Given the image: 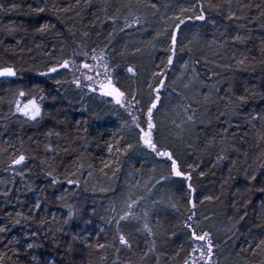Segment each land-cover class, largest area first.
<instances>
[{"label":"trees","instance_id":"16d2710c","mask_svg":"<svg viewBox=\"0 0 264 264\" xmlns=\"http://www.w3.org/2000/svg\"><path fill=\"white\" fill-rule=\"evenodd\" d=\"M54 2L71 10L38 14L33 9L44 7L45 0H0V65L22 68L16 84L9 86L0 79V227H7L0 232V264H184L185 259L191 264V233L186 223L198 232H211L214 264H264V252L252 251L264 238V195L256 191L264 186L260 168L264 156L256 147L264 121L255 126L247 122L250 114H264V0H231V11L240 17L231 20L226 0H210L214 6L206 7V22L187 23L174 64L166 69L168 38L157 40V33L173 26L168 18L180 15L181 8L197 0H47L48 8ZM129 2L144 22L121 32L127 15L124 5ZM149 3H155L158 11L146 7ZM46 23L54 27L37 31ZM238 35L244 39L234 41ZM77 45L89 52L107 46L110 59L120 65L121 87L138 93L141 105L131 111L142 121L150 102L148 81L153 72L166 71L167 85L155 111V138L173 149L185 172L191 171L189 165H199L191 181L176 177L161 181V176L169 174L170 164L147 154L138 143L139 130L132 126V116L110 97L77 89L70 83L73 74L68 70L51 78L39 75L57 59L70 58ZM137 48L141 51L135 52ZM129 65L135 66V77L126 72ZM9 87H24L37 95L43 89L44 116L39 122H25L18 114L4 118L9 113ZM240 96L242 103L237 100ZM189 104L197 110L196 122L190 131L182 132L171 120L179 123L178 114ZM234 105L239 106L235 112ZM46 144L55 152L46 153ZM221 147H226L227 158L217 162ZM21 153L28 157L24 164L8 168L10 158ZM49 165L62 183L51 184ZM245 169L249 175L255 169L257 180L249 184ZM19 171L23 177L16 174ZM71 173L79 177V186L65 192ZM138 198L142 199L135 212L142 217L148 210L152 235L144 230L143 219L122 222L117 229L119 217L111 208L119 210L125 201ZM37 200L39 210L34 207ZM69 206L75 216L66 225ZM193 211L195 216L188 221ZM89 219L93 222L87 233L99 234L98 240L92 235L90 243L105 244V248L72 242ZM121 234L130 248L120 245ZM27 243L35 246L28 249ZM193 255L199 257V252Z\"/></svg>","mask_w":264,"mask_h":264},{"label":"snow or ice","instance_id":"6c2138e0","mask_svg":"<svg viewBox=\"0 0 264 264\" xmlns=\"http://www.w3.org/2000/svg\"><path fill=\"white\" fill-rule=\"evenodd\" d=\"M226 2L229 7V13L227 19L229 20L233 18L240 19V17L236 16L235 12L231 11V0H226ZM213 6L214 5L210 2V0H207V2H205V0H197L196 3L191 4L188 8H181L180 15H176L172 18H168L174 21L173 26L165 27L162 32L157 33V37H156L157 40H159L161 36H165L168 38L166 40L167 46L164 48V50L169 53L167 55V65L165 66V69L168 66H172L174 64V59L177 55V45L180 39V34L183 32V28L187 26V23L189 21L206 22V15H205L206 7L212 8ZM124 7L127 9V15L124 18V27L121 28L120 31L123 32L125 29L141 26L144 21L142 17L138 15L136 11H134V7L136 6H134L131 2H129L128 4L124 5ZM146 7L158 11L157 5L155 3H149ZM46 10L51 11L55 15L60 11L68 12L71 9L70 7L61 9L56 5L55 2L52 4L51 8H48L47 0H45L44 7H36L33 9V11L38 14L44 13ZM186 13H191V15H185ZM57 19H60V17L57 16ZM115 19L116 18H113V23H115ZM52 27H54V25L47 23L42 24L37 29V31L43 33L45 31H48ZM112 35L113 33H109L110 37ZM85 36H87V33H85ZM233 39L234 41H242L244 38L238 35ZM109 44H111V40H109ZM153 48H155V44H153ZM140 51L141 49L139 48L135 50V52H140ZM81 57L82 60H80V62L78 63V58ZM238 63L243 64L244 60H239ZM185 67H187V64H185ZM119 68L120 65L114 63L113 60L110 59L108 55L107 46H105V48L101 49L99 52H97L96 48L93 47L89 52L81 45H77V50L73 52L70 58L57 59L55 64L49 66L46 72H41L39 73V75L43 77L51 78V74H56L60 70H68L73 74L70 83L75 85L77 89L80 90L87 89L89 93L98 91L101 96L110 97L111 100L114 101L116 105H118L120 108H123L126 112H128L130 116H132V126H134L136 129L139 130L138 143L142 146L143 149L147 150V154L154 155V157L157 158V162L170 164L169 174L161 176L160 178L161 181H167L170 177L182 178L184 180L191 181L192 174L193 172L196 171V168H198L199 165L196 166L189 165L188 167L191 169V171L185 172L182 169L180 163L178 162V159L173 149L159 144L155 138L156 130L158 127L155 121V111L159 110V105L162 103V89H165L167 85L166 71L164 69H161L160 65H157V68L161 70L153 72L152 80L148 81V88L150 90V97H149L150 102L146 105V113H144L146 119L142 121L138 116L132 115V111H131L132 109L141 105V101L137 99L138 93L136 91L128 92L121 87L120 81L117 78V72ZM21 71L22 68H18L15 65H0V79H2V82L4 84L11 86L17 83V77ZM126 72L130 74V76L132 77H135L137 75V70L133 65L127 66ZM157 79H158V83L153 84L152 81ZM20 83L23 82L21 81ZM60 83L61 81L59 80L56 81L57 85H59ZM184 87L188 88L189 84H185ZM7 91H9V98L7 99V103L9 106V113L8 116L4 117L5 119L12 116H17V114L21 117H24L25 122L27 121L39 122V120L43 118L44 113L42 110V103L45 99V96L43 95V89H40V94L38 95L33 94V92L31 91H26L24 87H17L15 89L9 87ZM173 91H175V89H173ZM2 100L3 98H0V102H2ZM237 100L242 103L244 97L243 96L237 97ZM238 107H239L238 105H234L233 112H235L238 109ZM140 110L143 111V108H141ZM196 111H197L196 109L192 108L191 104L183 106L182 114H178L179 123H177V119H172L171 123L177 129H180L182 132L186 130L190 131L191 126H193L196 122ZM221 115H224V113H221ZM257 121H264V114L261 113H257L256 115L250 114L247 118V122L252 124L253 126H255ZM228 131H229L228 129H224L225 133H227ZM48 135L51 136L52 133L49 132ZM55 135L59 136V133H55ZM221 139H226V137H222ZM44 147L46 153L55 152V149L50 144H46ZM131 147L132 145H128V148ZM256 147L261 149V155L264 156V130H261L259 132ZM117 151H119V149H117ZM226 151H227L226 147H221L220 154L216 156L217 162L223 161L227 158ZM109 152H112L111 146H109ZM246 155L247 153H245V156ZM27 158L28 157L26 153H21L19 155L14 156L13 158H10V163L8 165V168L15 170L14 166L23 165ZM41 163H46V162L41 161ZM49 167L51 170L47 173V175L51 177V184L53 186H56L57 184L62 183L56 176L53 175L55 169L51 168V165H49ZM105 167H108V165L106 164ZM260 168L264 169V162L260 164ZM16 174L20 175L21 177L24 176V172L22 171L16 172ZM91 174L92 173L89 172V175ZM200 175L203 176L204 172L201 171ZM245 178L249 181V184H251L253 181H256L257 180L256 170L254 169L251 175H249L247 169H245ZM229 179H232V177L230 176ZM157 183H159V181ZM66 184L69 187L65 188V192L70 191L71 188L73 187L79 186V177L76 175V173H71L67 176ZM188 188L190 191H194V189H192L191 183L188 184ZM248 191L251 192L252 188L249 187ZM256 191L264 195V186L259 187L258 189H256ZM4 195L7 196L8 193L5 192ZM59 199L63 200L64 196L59 197ZM140 199L142 198L125 201L124 206L119 210L115 206L111 208L112 213H114L116 216L119 217L115 221L118 230L122 222L131 221V220L140 221L141 219H143L144 230L147 231L149 235L153 234L148 223V216H149L148 210H144L142 217L137 215L135 212V209L140 207ZM206 199H211V197H206ZM188 203L192 205L193 209L195 208V204L193 203L192 200H189ZM34 207L37 210L41 208V203L39 202V200H37ZM261 207H264V201H262ZM17 216H22V213H17ZM74 216L75 213L72 211L71 206H69L67 219L64 220V224L66 225L70 224L71 221L74 219ZM194 216H195V212L193 211L192 215H189L187 217V220L192 221ZM23 218L27 219V217H23ZM241 219H243V217H241ZM92 222L93 221L91 219L85 221L84 222L85 227L81 229L80 232H77L72 236V242L81 240L82 242H84L85 247L88 248L95 247L98 250L103 249L106 247L105 244L96 243L95 245H93L90 243L92 235H96L97 240L99 239L98 233L95 234L87 233V226L92 224ZM15 223L18 224L19 220H16ZM109 223H111V221H109ZM43 224H44V220L43 218H41V225ZM184 226L188 228L191 233L190 241H189L190 245L192 246L191 252L189 253V255L192 256L191 264H214L212 257L215 255L214 253L215 245L211 239V232L210 231L198 232L196 228L193 227L192 223H186ZM6 231H7V227H0V232H6ZM57 231H61V229L57 228ZM101 231H103V229H101ZM32 235L35 236L36 233L33 232ZM15 242L17 244L22 243V241L20 240H16ZM198 242L201 243L198 244ZM23 243H26V239ZM119 243L120 245H125L128 246L129 248L131 247L129 241L125 238L123 234L119 235ZM34 246L35 245L33 243H27L28 249H31ZM71 248H72V243L70 242L69 244L70 251ZM257 249H259L261 252H264V238L259 239V243L256 244V248L252 249V251L255 253ZM196 252H199V257L193 255ZM16 254L19 255L18 252ZM0 259H3V257L0 256ZM33 259H35V257H33ZM184 264H189V260L185 259Z\"/></svg>","mask_w":264,"mask_h":264}]
</instances>
